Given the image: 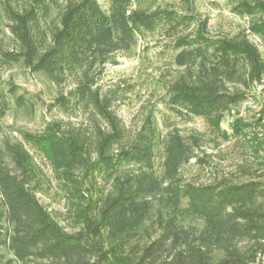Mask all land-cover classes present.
I'll return each mask as SVG.
<instances>
[{"label":"trees","instance_id":"16d2710c","mask_svg":"<svg viewBox=\"0 0 264 264\" xmlns=\"http://www.w3.org/2000/svg\"><path fill=\"white\" fill-rule=\"evenodd\" d=\"M144 2L4 7L15 46L0 48V77L16 64L42 74L62 88L50 108L84 110L90 121L51 120L40 132H21L22 140L0 141V264H264V174L188 180L183 168L206 162L203 140L177 127L162 131L157 115L161 105L203 118L217 137L244 138L260 153L264 134L248 129L264 125V107L250 123L239 108L264 84V55L246 31L215 36L192 9ZM233 11L251 17L249 33L264 46V0H234ZM156 34L170 41L179 71L132 129L114 108L120 94L103 92L101 82L109 64ZM10 91L18 106L34 104L14 84ZM9 104L0 92V120ZM227 114L230 130L222 126ZM30 149L53 171L69 228L37 197L48 178Z\"/></svg>","mask_w":264,"mask_h":264},{"label":"rangeland","instance_id":"374dc122","mask_svg":"<svg viewBox=\"0 0 264 264\" xmlns=\"http://www.w3.org/2000/svg\"><path fill=\"white\" fill-rule=\"evenodd\" d=\"M22 0H2L0 3V48L11 49L14 44L9 27V18L5 6L19 8ZM104 9L109 8V0H99ZM234 0H145L143 7L156 8L169 6L181 11L194 10L202 18L208 19V28L215 36H235L246 31L249 38L256 43L264 55V46L258 38L249 33L251 17L241 16L233 11ZM118 64H109L101 82L105 93L116 91L120 99L114 108L120 118L132 129L141 123L147 110L153 109L159 96L164 93L165 84L172 81L178 69L172 61L170 41L160 34L149 36L141 42L137 52L131 56H120ZM14 84L18 94H24L34 104L27 108L18 106L11 97L10 87ZM62 88L51 83L39 73H33L16 64L3 69L0 77V92L9 96L10 104L6 114L0 120V141L2 139L22 140L21 132H40L51 120H64L67 124L88 125L89 112L75 110L64 112L59 108H50ZM157 115L162 131L179 128L186 137L200 136L202 149L198 150L206 162L193 159L183 168L184 176L199 183L211 182L218 176H227L233 180L243 181L260 178L264 174V146L260 153H255L244 138L223 140L216 136L207 122L200 117L185 119L172 113L168 114L158 105ZM264 107V84L258 87L257 96L250 97L240 108V116L246 122H252L260 116ZM231 114H227L222 124L230 130ZM263 121H261V124ZM251 134H264V125L248 129ZM264 138V137H262ZM29 147V146H28ZM35 161L48 178V185L37 192L42 204L54 212L57 220L70 227L65 205L55 183V177L49 164L33 149H30ZM5 249L0 246V254Z\"/></svg>","mask_w":264,"mask_h":264}]
</instances>
